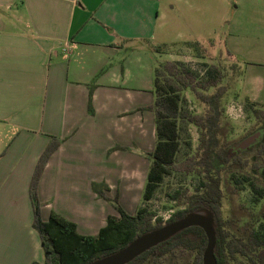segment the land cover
<instances>
[{
	"label": "crops",
	"instance_id": "obj_1",
	"mask_svg": "<svg viewBox=\"0 0 264 264\" xmlns=\"http://www.w3.org/2000/svg\"><path fill=\"white\" fill-rule=\"evenodd\" d=\"M213 9L218 0H0V264H43L29 187L52 138L61 144L39 182L44 221L56 213L97 236L119 214L93 183L136 214L156 144L149 47L186 61L167 51L187 48L167 47L168 32L196 15L209 29ZM240 80L237 89L264 106V63L244 66ZM118 162L134 164L135 179L123 180Z\"/></svg>",
	"mask_w": 264,
	"mask_h": 264
},
{
	"label": "trees",
	"instance_id": "obj_2",
	"mask_svg": "<svg viewBox=\"0 0 264 264\" xmlns=\"http://www.w3.org/2000/svg\"><path fill=\"white\" fill-rule=\"evenodd\" d=\"M188 49L196 52L198 59H205L198 53L202 50L199 43L186 45ZM162 48H155L157 54ZM191 62L167 61L156 64L154 68V95L153 105L147 108L154 115L156 128V144L153 151L146 153L150 165L147 180L142 196V206L134 216L127 214L120 206L117 197L110 198L106 192L108 187L104 184L93 183L92 190L99 199L110 203L118 212L119 217H109L107 224L97 236H82L77 232L75 224L67 221L60 215L52 213L47 221L41 216L42 204L39 199L38 188L43 171L50 157L59 148L61 141L52 138L36 165L30 187L29 196L33 208V228L39 234L44 261L43 264H89L105 256L122 250L137 237L150 231L161 228L164 224L173 223L190 212L207 208L215 215L216 248L215 257L218 264H231L239 254L251 258L257 253L259 264H264V222L258 228H251L245 239L231 237L224 232L221 219V191L220 171L222 162L226 163L237 157L232 148L219 144L221 130L220 118L222 115L221 100L225 90L221 84L225 78L224 69L215 65H204V70L198 74ZM214 89L213 95L206 92ZM191 91L196 99L206 107L203 115L190 113L183 108L186 98L185 91ZM92 91L89 97V110L91 106ZM257 118L264 117V111L256 107H264L246 98ZM187 125H193L200 131V142L203 153L199 157L187 156L179 158L182 149V133ZM188 148L190 142H186ZM116 149H125L116 147ZM216 165V168L215 166ZM192 172L200 176L199 186L194 193L186 188L175 189L168 195L171 202L185 201L187 208L173 214L167 222L156 217L149 207L158 189L168 178H187ZM231 180L238 190L248 184L254 194L253 203L258 204L264 198V189L248 175L232 174ZM155 219V225L152 221ZM207 246V238L200 228L187 229L169 241L158 245L144 253L130 264H156L161 258L172 254L175 250L193 253V264H203V252Z\"/></svg>",
	"mask_w": 264,
	"mask_h": 264
},
{
	"label": "rangeland",
	"instance_id": "obj_3",
	"mask_svg": "<svg viewBox=\"0 0 264 264\" xmlns=\"http://www.w3.org/2000/svg\"><path fill=\"white\" fill-rule=\"evenodd\" d=\"M219 11L213 9V20L210 28H205L198 15L191 17V23L182 19L177 30L168 32L166 36L168 45L173 44L189 45L199 43L202 50L198 53L206 58L204 62L197 59L195 51L188 48H168L170 54L178 53L183 55L182 60L190 61L188 65L198 74L205 69L203 64L215 65L224 69L225 78L221 88L225 90V95L221 100L222 115L220 118L221 130L219 132V144L226 148H232L237 153V157L222 162L220 171V191H221V219L224 232L229 234V238L245 239L251 228H258L264 222V198L258 204L253 203L254 194L248 184L242 190H238L231 180L232 174L251 176L257 185L264 189V117L257 118L242 91L237 89L240 77L244 75V66L249 63H264V0H218ZM178 9V8H177ZM179 13V12H178ZM173 12L169 17H173ZM176 18H181L176 14ZM153 45H157L153 43ZM179 49V50H177ZM231 49L235 55L229 56ZM150 53L154 54L156 64H161L170 60L169 54L157 55L155 48L149 47ZM240 82V84H241ZM214 89L206 92L213 95ZM187 103L183 108L192 114L203 115L206 107L196 99L194 94L187 90L183 92ZM154 96V94H153ZM263 110L264 107H256ZM182 149L179 158L187 156L199 157L203 153L200 142V131L193 125H187L182 133ZM186 142L191 143V147L186 146ZM131 148H125V150ZM118 162L117 173L123 180L133 179L131 175L134 164ZM216 168V165H214ZM127 174V175H124ZM135 179V178H134ZM200 176L197 172H192L187 178H168L158 189L154 199L146 204L149 209L156 214V217L165 218L172 216L178 211L187 208L185 201L171 202L169 194L175 189L186 188L192 194L199 186ZM141 203L138 209L142 206ZM165 220V219H163ZM155 225V219L152 221ZM257 253L247 258L237 255L231 264H259ZM193 253L175 250L156 261V264H193ZM147 264H152L151 262Z\"/></svg>",
	"mask_w": 264,
	"mask_h": 264
},
{
	"label": "water",
	"instance_id": "obj_4",
	"mask_svg": "<svg viewBox=\"0 0 264 264\" xmlns=\"http://www.w3.org/2000/svg\"><path fill=\"white\" fill-rule=\"evenodd\" d=\"M194 227L203 230L207 238V246L203 252L202 263L218 264L215 257V215L207 208L190 212L173 223L164 224L157 230L145 233L117 253L105 256L89 264H130L144 253L169 241L177 234Z\"/></svg>",
	"mask_w": 264,
	"mask_h": 264
},
{
	"label": "built area",
	"instance_id": "obj_5",
	"mask_svg": "<svg viewBox=\"0 0 264 264\" xmlns=\"http://www.w3.org/2000/svg\"><path fill=\"white\" fill-rule=\"evenodd\" d=\"M185 62H190V61H187V60H186ZM170 217H171V216H167V217L163 218V219H165L164 222H167V221L170 219Z\"/></svg>",
	"mask_w": 264,
	"mask_h": 264
}]
</instances>
